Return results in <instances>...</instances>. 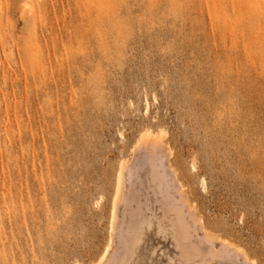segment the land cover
Wrapping results in <instances>:
<instances>
[{
	"label": "rangeland",
	"instance_id": "374dc122",
	"mask_svg": "<svg viewBox=\"0 0 264 264\" xmlns=\"http://www.w3.org/2000/svg\"><path fill=\"white\" fill-rule=\"evenodd\" d=\"M148 129L264 264V0H0V264H95Z\"/></svg>",
	"mask_w": 264,
	"mask_h": 264
},
{
	"label": "bare ground",
	"instance_id": "6f19581e",
	"mask_svg": "<svg viewBox=\"0 0 264 264\" xmlns=\"http://www.w3.org/2000/svg\"><path fill=\"white\" fill-rule=\"evenodd\" d=\"M156 133L143 131L119 169L108 240L95 264H256L196 219L171 164L166 132ZM152 237L168 241L169 253L157 257Z\"/></svg>",
	"mask_w": 264,
	"mask_h": 264
}]
</instances>
